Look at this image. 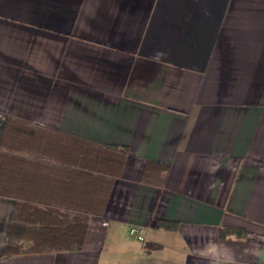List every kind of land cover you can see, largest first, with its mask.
<instances>
[{
  "label": "crops",
  "instance_id": "crops-1",
  "mask_svg": "<svg viewBox=\"0 0 264 264\" xmlns=\"http://www.w3.org/2000/svg\"><path fill=\"white\" fill-rule=\"evenodd\" d=\"M5 124L0 264H264V0H0ZM72 208L79 250L1 255Z\"/></svg>",
  "mask_w": 264,
  "mask_h": 264
},
{
  "label": "trees",
  "instance_id": "trees-1",
  "mask_svg": "<svg viewBox=\"0 0 264 264\" xmlns=\"http://www.w3.org/2000/svg\"><path fill=\"white\" fill-rule=\"evenodd\" d=\"M10 129V126L8 124H5L1 137H0V143L4 142V138L6 137L7 131ZM64 142L58 141L57 142V150L59 155H64L65 152H69V150H66ZM73 153V159L74 164L73 166H79V167H88L89 171H96L98 169V162L102 161L103 159L101 156H104L102 152L99 150L89 148L85 151L88 153V156H90V159H87V153L83 152L85 157L84 159L79 158V155L82 153L81 148L74 147L72 150ZM84 151V150H83ZM106 157V156H105ZM113 160L111 161V164H113ZM96 164V165H95ZM95 165V166H94ZM74 172H77V175L83 176L86 179H89L92 182V176L87 175V173L83 171H77L74 170ZM83 180V179H79ZM80 182V181H78ZM68 209V208H67ZM20 210V208H19ZM71 211L78 212L79 214H73L72 216L64 215L65 219H62V221H30L28 222V225L31 226V229H23L21 228L20 224L15 222L17 217L12 216L11 223L9 225V228L7 230L6 239L4 246L2 248L1 255L3 257H10V256H16L21 253L22 247L19 243L22 239H29L32 244L30 247H28L26 250L27 252L32 253H40L45 251H55V250H79L81 245V239L87 225V216L86 215H80V210H75L74 208L70 209ZM43 211V210H42ZM46 211V213H44ZM42 213L43 214H52L51 211L45 210ZM18 212V208L16 209L15 213ZM36 227V228H33ZM221 236H224L221 234ZM76 240V241H75ZM60 241H69V245H61ZM73 243V244H71Z\"/></svg>",
  "mask_w": 264,
  "mask_h": 264
},
{
  "label": "built area",
  "instance_id": "built-area-1",
  "mask_svg": "<svg viewBox=\"0 0 264 264\" xmlns=\"http://www.w3.org/2000/svg\"><path fill=\"white\" fill-rule=\"evenodd\" d=\"M137 228H131L129 229V234L132 235L137 241H142L143 238L139 234H137Z\"/></svg>",
  "mask_w": 264,
  "mask_h": 264
}]
</instances>
